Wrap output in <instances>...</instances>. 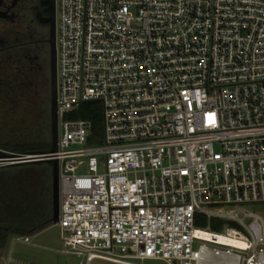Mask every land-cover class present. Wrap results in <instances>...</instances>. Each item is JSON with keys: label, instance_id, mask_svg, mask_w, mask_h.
Returning <instances> with one entry per match:
<instances>
[{"label": "built area", "instance_id": "obj_1", "mask_svg": "<svg viewBox=\"0 0 264 264\" xmlns=\"http://www.w3.org/2000/svg\"><path fill=\"white\" fill-rule=\"evenodd\" d=\"M56 9L58 151L2 154L58 160L64 253L85 264H264V219L239 208L264 205V0ZM94 102L100 145L93 120L75 118ZM213 220L226 222L220 233Z\"/></svg>", "mask_w": 264, "mask_h": 264}, {"label": "trees", "instance_id": "obj_2", "mask_svg": "<svg viewBox=\"0 0 264 264\" xmlns=\"http://www.w3.org/2000/svg\"><path fill=\"white\" fill-rule=\"evenodd\" d=\"M27 60L26 69L6 68L0 77V154H43L52 147L50 57L46 77L42 73L44 63L39 62L37 69L34 59ZM81 116L93 120L95 129H99L101 120L90 114ZM42 164L48 163L0 167V251L7 248L12 236L36 235L55 224L53 166ZM196 224L200 228L208 226L203 216H198ZM223 225L224 221L213 220L212 231L220 233Z\"/></svg>", "mask_w": 264, "mask_h": 264}, {"label": "flooded vegetation", "instance_id": "obj_3", "mask_svg": "<svg viewBox=\"0 0 264 264\" xmlns=\"http://www.w3.org/2000/svg\"><path fill=\"white\" fill-rule=\"evenodd\" d=\"M53 23L57 25L56 0H0V77L19 52L37 64L40 54L50 57Z\"/></svg>", "mask_w": 264, "mask_h": 264}, {"label": "rangeland", "instance_id": "obj_4", "mask_svg": "<svg viewBox=\"0 0 264 264\" xmlns=\"http://www.w3.org/2000/svg\"><path fill=\"white\" fill-rule=\"evenodd\" d=\"M37 52L35 53V58L37 57ZM47 54H40L39 62L44 63L46 68H43L45 77L47 76ZM34 62L37 61L34 59ZM28 60L18 53V58L13 60L12 67L18 70H24L27 68ZM39 69V64L35 65ZM43 79V75L41 77ZM45 84V83H44ZM80 113L77 119H81V114H90L92 117L101 120V125L99 129V140L91 145H100L104 141V108L103 104L100 102H94L90 105L84 104L80 108ZM70 118L67 117V121ZM2 123L0 119V130L2 129ZM0 134V138H1ZM50 164H42V167H47ZM0 167H4L1 166ZM7 167V166H5ZM1 186V185H0ZM239 208L242 211L254 212L259 214L264 219V205L262 204H243ZM226 222L224 221V224ZM212 229V228H211ZM16 237L12 236L8 242L7 248L0 251V264H5V262L12 257L14 259L13 264H85L86 257L78 256L77 254H66L64 253L65 245L61 239L60 231L57 226H50L44 229L40 233L32 236V242L30 244H25L22 242H16ZM91 264H114L101 259H94ZM144 264H166L162 261H146Z\"/></svg>", "mask_w": 264, "mask_h": 264}, {"label": "water", "instance_id": "obj_5", "mask_svg": "<svg viewBox=\"0 0 264 264\" xmlns=\"http://www.w3.org/2000/svg\"><path fill=\"white\" fill-rule=\"evenodd\" d=\"M50 67H51V123H52V147L48 152L55 154L58 151L59 140V119L57 109V50H56V25L53 23L50 37ZM35 154V153H26ZM18 156H9L0 154V165L16 166L24 164L48 163L53 166V221L57 223L60 215V179H59V162L57 159H41L38 161H18ZM10 161V162H8Z\"/></svg>", "mask_w": 264, "mask_h": 264}, {"label": "bare ground", "instance_id": "obj_6", "mask_svg": "<svg viewBox=\"0 0 264 264\" xmlns=\"http://www.w3.org/2000/svg\"><path fill=\"white\" fill-rule=\"evenodd\" d=\"M199 235L205 237L206 239L211 240L213 238V234L210 231H199ZM219 243L233 245L235 247H244L245 244L240 239L234 237H227L224 234H217Z\"/></svg>", "mask_w": 264, "mask_h": 264}, {"label": "crops", "instance_id": "obj_7", "mask_svg": "<svg viewBox=\"0 0 264 264\" xmlns=\"http://www.w3.org/2000/svg\"><path fill=\"white\" fill-rule=\"evenodd\" d=\"M51 226H53V225H51ZM50 227V226H49ZM47 229V228H46Z\"/></svg>", "mask_w": 264, "mask_h": 264}]
</instances>
